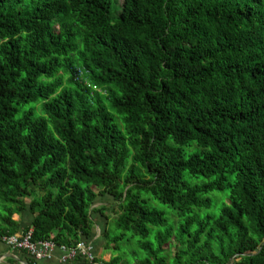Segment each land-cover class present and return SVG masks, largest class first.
<instances>
[{
  "label": "trees",
  "instance_id": "trees-1",
  "mask_svg": "<svg viewBox=\"0 0 264 264\" xmlns=\"http://www.w3.org/2000/svg\"><path fill=\"white\" fill-rule=\"evenodd\" d=\"M24 3L0 0V241L30 211L76 248L110 195L109 264H264V0Z\"/></svg>",
  "mask_w": 264,
  "mask_h": 264
},
{
  "label": "rangeland",
  "instance_id": "rangeland-1",
  "mask_svg": "<svg viewBox=\"0 0 264 264\" xmlns=\"http://www.w3.org/2000/svg\"><path fill=\"white\" fill-rule=\"evenodd\" d=\"M41 1H43V0H25V3L23 5L29 6L30 10H32V9L36 8L41 3ZM116 1L118 3V6L119 7H122V5L124 4V0H116ZM209 197L211 199H214L217 202V198H219V197H226V194L225 193H221V192H216L214 194H210ZM153 203L158 207L159 210L166 212L167 218H169L170 223L175 226L176 223L173 222L175 219L172 217L175 214L170 210V207H168V206H166V205H164V204H162L160 202H157L155 200H153ZM113 205L117 207L116 200H114V198L112 196H110V195L99 196L97 198V200L95 201L94 205H93V207L95 209V212L93 211L92 214H91L93 220L95 221L94 234H95V236L97 238L96 239V242H95V245L97 246V249H98L97 250V253H95V249H93V254H94V256L96 258H100V261L101 262L107 263V264H109V261L113 257H117L118 255L119 256L121 255L120 253H116V251H114V248H112L111 246L110 247L107 246L108 242H107V239H106L105 234H104V232L108 231V229L111 230L113 228L112 225H110V224H112L114 222V219H116V217H117L116 214H113L112 213L113 210L116 209V207H114V209L112 210V206ZM103 206L104 207L107 206L106 207V210H105V217L102 216L99 212L96 211V210L99 209V207H103ZM221 209H222V203L219 202V203L215 204L214 209H211L209 211H206L202 216L204 217L206 214H209L211 216H213L215 214H219V212L221 211ZM24 213H26V214H28V215L31 216L30 211H25L22 214H19V215H15L14 216V219L16 221H19L20 224H22V221H24V220L26 222H29L28 219H30V217H28V219H26V218L24 219ZM108 218H109V221L107 220ZM27 228L21 229L19 235H15V236H17V239H19V240H20L21 237H24L25 236V239L23 240L24 241L23 242L24 245L22 247L17 246L20 249H15L13 246H10L9 247V245L3 241V239L4 240L5 239H10V238H12L14 236L3 237L1 239V242L5 243L8 246V248L10 250H12V251H16V252H20V253H26V254H29L30 256H32V254L29 253L26 250V249H28L26 247L28 245V242H34V244L36 243L35 245H40L41 242H43V243H47V242L52 243L50 241H37V242H35L33 240V238H34V230L31 229L30 231H28L27 233H25V230ZM117 233H118V231H116V229H114V231L111 233V237H116L117 236ZM52 244L55 245V248H54L53 251L49 250L48 253H47L46 250H41V249L38 250V254H44L45 257L40 258L38 256V254H37L36 256H32V258H34L37 261L52 260L54 258L53 254L55 253V251L57 249H60L62 252H64L63 247L58 246L55 243H52ZM125 245L126 246L124 247V249H126L127 250V253H129L128 259H126V260L133 261L134 260V256L132 254V251H138L139 248H137V244L135 242L133 244H131V245L130 244H125ZM64 256H65V252H64ZM64 260H67V259L63 258V261Z\"/></svg>",
  "mask_w": 264,
  "mask_h": 264
},
{
  "label": "built area",
  "instance_id": "built-area-1",
  "mask_svg": "<svg viewBox=\"0 0 264 264\" xmlns=\"http://www.w3.org/2000/svg\"><path fill=\"white\" fill-rule=\"evenodd\" d=\"M24 237H21L20 240L17 239V236H14L10 239H3V241L5 243H7L10 246H13L15 249H20L17 246L22 247L24 245ZM36 244V243H35ZM34 242H28V245L26 246L28 249H26L29 253L32 254V256H36L38 254V250H46V252L48 253L49 250L53 251L55 248V245L52 243H43L41 242L40 245H35ZM36 247V248H35ZM64 252L66 253V255L64 256L65 259L67 260H75V258L80 255V257H82L83 259H85L87 261V264H107V263H103L99 260H97V258L94 256L93 254V245L86 243V242H82L80 243L76 248L73 249H66L65 247H63ZM50 251V252H51ZM38 256L40 258L45 257L44 254H38Z\"/></svg>",
  "mask_w": 264,
  "mask_h": 264
},
{
  "label": "crops",
  "instance_id": "crops-1",
  "mask_svg": "<svg viewBox=\"0 0 264 264\" xmlns=\"http://www.w3.org/2000/svg\"><path fill=\"white\" fill-rule=\"evenodd\" d=\"M28 217H30V219H28ZM25 218L28 219L29 222H26L25 220L22 221V224H21L22 229L30 227L34 221V216L32 214L30 216V215L24 213V219ZM96 239L97 238L94 234L93 238L91 240L87 241V243L93 245V247L95 249V253H97V250H98L97 246L95 245ZM65 255H66V253H65ZM53 256H54V258L52 260L37 261L34 258H32V256H30L29 254L20 253V252L10 250L5 243L0 241V260H2L1 261L2 263L7 261V259H13L15 261H19L20 264H31L30 263L31 260L37 261L38 264H87V261L83 258H81L79 260H64L63 261L64 252H62L60 249H57L55 251V253L53 254Z\"/></svg>",
  "mask_w": 264,
  "mask_h": 264
},
{
  "label": "water",
  "instance_id": "water-1",
  "mask_svg": "<svg viewBox=\"0 0 264 264\" xmlns=\"http://www.w3.org/2000/svg\"><path fill=\"white\" fill-rule=\"evenodd\" d=\"M0 263H1V260H0Z\"/></svg>",
  "mask_w": 264,
  "mask_h": 264
}]
</instances>
